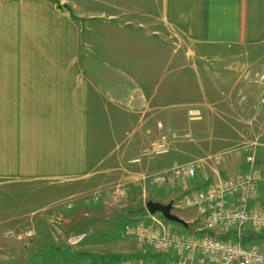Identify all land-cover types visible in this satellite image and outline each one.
Wrapping results in <instances>:
<instances>
[{
  "label": "crops",
  "instance_id": "1",
  "mask_svg": "<svg viewBox=\"0 0 264 264\" xmlns=\"http://www.w3.org/2000/svg\"><path fill=\"white\" fill-rule=\"evenodd\" d=\"M65 1L0 0V183L34 184L39 200L32 202L39 208L33 212L39 214L44 209L43 213L48 212L56 190L62 193L60 199H65L70 197L72 181L85 189L96 187L101 177L103 181L111 179L116 169L119 171L118 165L123 167L125 160L129 162L140 155L131 152L134 144L125 143L115 154L107 151L106 145L115 140L118 116L124 121L137 117L138 127L144 126L154 95L148 89L138 96L126 83L135 79L128 70L133 60L128 53L122 56L120 47H129L124 44L131 39L122 35L129 34L131 20L121 22L118 13L110 14L117 20L115 27L120 38L99 41L96 27L86 23L96 15L89 12L85 19L84 10L66 5ZM155 5L157 15H150L149 23L139 21L137 26L149 28L148 33L157 37L159 45L162 25L181 35L185 46L201 58L223 57L224 51L232 48L264 43V0H155ZM149 8H139V12L145 13ZM150 73L139 74L148 79ZM259 116L256 160L264 170V117ZM104 118L109 126L105 141L101 131ZM135 136L133 141L139 151L151 145L155 137L148 127L139 129ZM157 166L161 171L162 162L150 158L138 168L151 172ZM217 168L210 164L197 170L195 182L204 179L201 189L214 183L218 176L245 171L247 164L244 159L243 166L233 174ZM190 179L179 178L173 191L178 194L179 190L192 187L186 183ZM160 188L158 202H162ZM251 206H264V187ZM173 208L179 209L180 214L176 215L185 225L169 221L159 212L147 213L146 225H163L171 232L206 234L204 220L196 209ZM37 221L42 222L40 217ZM108 234L121 237L114 229ZM248 237L261 238L264 232L247 230L242 238ZM249 240L245 241L247 245L252 243ZM125 251H115L122 260L111 264H141L143 260L149 264H169L175 259L172 251L165 253L167 259H162V252L138 239L133 249Z\"/></svg>",
  "mask_w": 264,
  "mask_h": 264
},
{
  "label": "rangeland",
  "instance_id": "2",
  "mask_svg": "<svg viewBox=\"0 0 264 264\" xmlns=\"http://www.w3.org/2000/svg\"><path fill=\"white\" fill-rule=\"evenodd\" d=\"M65 4L84 10L85 19L89 12L96 15L86 23L96 27L99 41L120 38L115 27L117 20L110 14L118 13L121 22L131 20L129 34L122 35L131 39L129 44H124L129 47H120L122 56L128 53L133 60L128 70L135 79L126 83L138 96L150 89L154 94L152 110L149 120L145 118L144 126L139 127L137 117L124 121L118 116L115 140L105 147L115 154L125 143L134 144L131 152H140L136 159L125 160L111 179L97 180L96 187L85 189L72 181L70 197L65 199H60L62 193L56 190L55 201L47 213H43L46 209L40 214L33 212L39 208L32 202L39 200L34 184L0 183V264L120 262L122 257L114 252L122 250L125 254V250L134 248L137 238L127 228L136 222L148 224L144 221L149 213L145 204L148 200L157 201L160 187L162 203L174 204L183 194L201 189L204 179L195 182L199 168L203 170L214 164L217 169L222 167L233 174L243 166L248 153L253 152L257 159L259 115L264 117V43L232 48L224 51L223 57L201 58L185 46L181 35L167 26L162 25V45L157 43L156 36L148 33L149 28L137 26L139 21L149 23L148 17L157 15L155 0H67ZM142 7L150 8L142 13L139 12ZM144 71L151 72L148 79L139 74ZM190 110H198L199 114ZM107 120L102 119L104 141L109 130ZM147 127L155 137L151 145L139 151L133 140L139 129ZM150 158L162 162L161 171L158 166L151 172L138 168ZM187 163L196 166L195 179L186 182L192 185L189 189L176 194L173 189L179 178L169 183L155 180ZM133 165L137 168H129ZM173 207L172 212L180 214ZM112 229L121 237L110 236ZM247 230L248 226L243 231ZM249 241L264 247V237ZM165 253L162 252V259H167ZM135 262L132 261L140 264ZM161 263L164 264L158 261L155 264ZM141 264L149 263L143 260Z\"/></svg>",
  "mask_w": 264,
  "mask_h": 264
},
{
  "label": "built area",
  "instance_id": "3",
  "mask_svg": "<svg viewBox=\"0 0 264 264\" xmlns=\"http://www.w3.org/2000/svg\"><path fill=\"white\" fill-rule=\"evenodd\" d=\"M189 112L199 114L198 110ZM245 162V171L218 176L214 183L183 194L177 203H172L174 207L196 209L204 220L206 234L171 232L163 225L143 223L127 230L156 252L172 251L175 259L169 264H264V247L241 240L246 226L254 233L264 232V206H251L264 187V170L258 167L253 152L245 156ZM195 171L194 164H181L155 180L169 183L181 177L193 178ZM230 233L236 238L223 237Z\"/></svg>",
  "mask_w": 264,
  "mask_h": 264
},
{
  "label": "water",
  "instance_id": "4",
  "mask_svg": "<svg viewBox=\"0 0 264 264\" xmlns=\"http://www.w3.org/2000/svg\"><path fill=\"white\" fill-rule=\"evenodd\" d=\"M145 207L150 214L159 212L165 219L169 221L181 223L184 225L186 224L184 220H182L178 215L172 212L173 205L171 202L162 203L154 200H148L145 204Z\"/></svg>",
  "mask_w": 264,
  "mask_h": 264
},
{
  "label": "trees",
  "instance_id": "5",
  "mask_svg": "<svg viewBox=\"0 0 264 264\" xmlns=\"http://www.w3.org/2000/svg\"><path fill=\"white\" fill-rule=\"evenodd\" d=\"M225 237H232V238H236V236L234 235V234H232V233H230V234H228V235H226ZM251 237V236H250ZM250 237H248V238H241V240H242V242L243 243H245V241H247V240H249L250 239Z\"/></svg>",
  "mask_w": 264,
  "mask_h": 264
}]
</instances>
